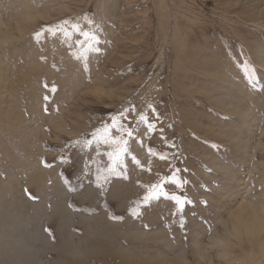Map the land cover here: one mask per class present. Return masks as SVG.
<instances>
[{
	"label": "rangeland",
	"instance_id": "1",
	"mask_svg": "<svg viewBox=\"0 0 264 264\" xmlns=\"http://www.w3.org/2000/svg\"><path fill=\"white\" fill-rule=\"evenodd\" d=\"M262 209L264 0H0V264H264Z\"/></svg>",
	"mask_w": 264,
	"mask_h": 264
},
{
	"label": "snow or ice",
	"instance_id": "2",
	"mask_svg": "<svg viewBox=\"0 0 264 264\" xmlns=\"http://www.w3.org/2000/svg\"><path fill=\"white\" fill-rule=\"evenodd\" d=\"M89 23H91V22H89ZM69 24H70L69 20H64L55 26H44L41 28L40 31L35 33V37L39 40L41 38V36L43 35L44 31H47L52 35H55L57 32H60L63 34V36L65 38H67L68 40H71L72 32L68 30V27H66ZM70 27L74 31L78 32L81 37H83V39H79V40L75 41V43L78 46H81L83 48L82 55L89 50L96 51V52L100 51V49L98 47H96V45H98L100 43V41L94 32L83 31L80 29L79 25H77V24H71ZM85 59H86V57H85ZM53 91H55V89H53ZM45 99H47V97H45ZM129 111H130L129 109H125L118 116H113L111 126L105 125L102 131L97 130V132L91 133V135L94 138H96L98 140L102 139L104 144L115 145L116 151L107 152V157L112 162V166L109 167V169H108L109 172H115V164L117 162H119L122 154L126 151V148L124 147V145H126L128 143V140L125 139V136L133 137V135H134L133 129L127 127L124 123L120 122L121 118H125V119L127 118V113ZM131 111H135V109L133 108V109H131ZM139 122L146 125L149 133L154 131L156 128L155 123L149 122L148 117L146 115L141 114L139 116ZM110 128L116 129V131L119 133V135L116 137H113L111 135ZM98 133H99V135H98ZM72 143H74V144L83 143L85 146H88V145H91L93 143V141L85 139L83 141L77 140V141H74ZM149 152L151 153V149H149ZM160 158L166 159V156L161 155ZM177 171H179V170H177ZM164 180H169V181L175 183L177 185V187H182L183 183H186V181L182 182L175 173H173V175L170 177H161V181L159 183L144 186L149 191H148V194H146L143 197V202L147 203L151 199L158 198L161 194H163L165 196L167 195V193L163 192V189H162V184H163ZM171 198L176 201L177 205L180 206V210H182V207L185 203V200L178 197V196H175V195H173ZM204 203L206 204V202H204ZM133 214L135 215L136 213L133 212ZM185 222L186 221L181 222V227H183V224Z\"/></svg>",
	"mask_w": 264,
	"mask_h": 264
},
{
	"label": "bare ground",
	"instance_id": "3",
	"mask_svg": "<svg viewBox=\"0 0 264 264\" xmlns=\"http://www.w3.org/2000/svg\"><path fill=\"white\" fill-rule=\"evenodd\" d=\"M215 105V104H214ZM216 106V105H215ZM218 106V105H217ZM206 129V128H205ZM208 130V129H207ZM206 130V131H207ZM209 132V131H208ZM39 173V172H38ZM41 174L39 173V174H33L32 175V179L33 180H39V178L41 179ZM15 205H17V204H15ZM250 208V207H249ZM261 211H264V209H262ZM250 215V214H249ZM261 218H258L257 216H256V214H254V217H253V219L251 220V222L249 223V225L250 226H256V225H258V223L264 218V212H263V214H262V216H260ZM258 218V219H257ZM250 234H254L253 233V231H250Z\"/></svg>",
	"mask_w": 264,
	"mask_h": 264
}]
</instances>
